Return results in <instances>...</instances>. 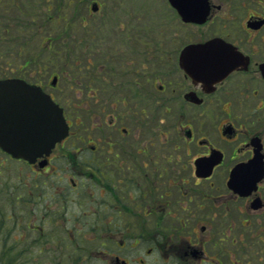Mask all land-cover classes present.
Wrapping results in <instances>:
<instances>
[{
    "label": "flooded vegetation",
    "instance_id": "flooded-vegetation-1",
    "mask_svg": "<svg viewBox=\"0 0 264 264\" xmlns=\"http://www.w3.org/2000/svg\"><path fill=\"white\" fill-rule=\"evenodd\" d=\"M162 1L157 32L148 19L106 31L107 0L56 1L73 7L43 37L62 96L35 76L36 53L0 78L42 86L69 133L34 163L0 149L31 171L33 190L13 202L34 215L28 229L49 228L57 262L80 246L75 264H262L264 0ZM0 4L3 38L10 22L40 30L38 0Z\"/></svg>",
    "mask_w": 264,
    "mask_h": 264
},
{
    "label": "rangeland",
    "instance_id": "rangeland-1",
    "mask_svg": "<svg viewBox=\"0 0 264 264\" xmlns=\"http://www.w3.org/2000/svg\"><path fill=\"white\" fill-rule=\"evenodd\" d=\"M50 5L47 11V3L45 0H38L41 4L37 7L38 17L35 21L36 25L40 26L37 34H30L28 29L24 30L22 26L16 29L11 26L12 22L6 24L9 27L8 33L3 38V32L0 31V77L6 72L7 74L14 75L15 72L11 71L12 68H17L24 58L29 54H37L41 56L43 62L32 66L33 72L37 79H42V82L49 86L51 83V73H59L60 65L53 66V64L44 65L45 59H48L49 50L45 49L48 46V39L43 38L46 36L55 37L58 31L62 28V19L56 20L57 15L72 14L73 7L62 6L57 9L55 3ZM107 5L103 8L106 16V31L115 30L117 24L127 22L129 20L148 19L152 26L151 29L155 32L159 30L160 25L169 17L170 8L164 5L162 0H107ZM137 1V2H134ZM122 4V5H121ZM8 5V3H7ZM28 8V6H26ZM88 15V7L82 6L81 13ZM2 7L0 4V13ZM14 18L18 17V24L23 19V14L18 12L15 7L11 13ZM1 15V14H0ZM9 17L10 14H6ZM51 16L52 18H48ZM67 16V15H66ZM1 17V16H0ZM11 17V16H10ZM92 17V16H91ZM98 20V17L92 18ZM10 20V19H6ZM23 21V20H22ZM170 22V20H169ZM116 24V26H115ZM23 25V23L21 24ZM28 26V25H27ZM115 26V27H114ZM173 26V25H172ZM12 28V29H11ZM171 29V27H169ZM183 31H188V28H183ZM57 44L62 49V43L56 40ZM60 55H57V61H61ZM47 55H49L47 57ZM56 61V62H57ZM7 62L10 64L8 65ZM38 63V61H37ZM58 63V62H57ZM36 64V63H35ZM45 66V67H44ZM29 68V67H28ZM44 68H46L44 70ZM38 69V70H36ZM12 73V74H11ZM54 94L62 96L59 90L53 89ZM30 168L22 163L11 160L4 153L0 152V260L2 264H75L77 262V254L80 253V246L65 247V253L62 261L57 262L53 255L59 253L56 246L48 245L49 228L45 231L35 232L28 229V223L33 221L34 215L31 213L30 208L19 209L21 205L13 202L12 193L26 192L31 189L30 181ZM10 217V219H9ZM16 220V222H15ZM43 225V224H42ZM47 233V235H46ZM50 241V240H49ZM52 250V252H51ZM53 254V255H52ZM96 264V260L91 261ZM0 263V264H1ZM254 264V263H249ZM264 264V263H262Z\"/></svg>",
    "mask_w": 264,
    "mask_h": 264
},
{
    "label": "water",
    "instance_id": "water-1",
    "mask_svg": "<svg viewBox=\"0 0 264 264\" xmlns=\"http://www.w3.org/2000/svg\"><path fill=\"white\" fill-rule=\"evenodd\" d=\"M192 50L194 47L186 50V54ZM67 133L62 108L40 86L18 78L0 79V146L3 149L14 157L33 162L38 156L49 154Z\"/></svg>",
    "mask_w": 264,
    "mask_h": 264
},
{
    "label": "trees",
    "instance_id": "trees-1",
    "mask_svg": "<svg viewBox=\"0 0 264 264\" xmlns=\"http://www.w3.org/2000/svg\"><path fill=\"white\" fill-rule=\"evenodd\" d=\"M0 263H1V260H0ZM2 264V263H1ZM5 264V263H4Z\"/></svg>",
    "mask_w": 264,
    "mask_h": 264
}]
</instances>
